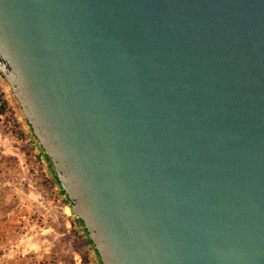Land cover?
Instances as JSON below:
<instances>
[{
  "label": "water",
  "instance_id": "water-1",
  "mask_svg": "<svg viewBox=\"0 0 264 264\" xmlns=\"http://www.w3.org/2000/svg\"><path fill=\"white\" fill-rule=\"evenodd\" d=\"M0 77L101 264H264V0H0Z\"/></svg>",
  "mask_w": 264,
  "mask_h": 264
},
{
  "label": "rangeland",
  "instance_id": "rangeland-1",
  "mask_svg": "<svg viewBox=\"0 0 264 264\" xmlns=\"http://www.w3.org/2000/svg\"><path fill=\"white\" fill-rule=\"evenodd\" d=\"M41 151L0 77V264H90L93 244Z\"/></svg>",
  "mask_w": 264,
  "mask_h": 264
},
{
  "label": "built area",
  "instance_id": "built-area-1",
  "mask_svg": "<svg viewBox=\"0 0 264 264\" xmlns=\"http://www.w3.org/2000/svg\"><path fill=\"white\" fill-rule=\"evenodd\" d=\"M80 227L85 232V234H87L86 230L84 229V227L81 224H80ZM86 255H87L86 258L88 259V261L89 260L91 261L90 264H101L100 261L97 262L98 254H97L94 246H92V250L90 252H88V254H86Z\"/></svg>",
  "mask_w": 264,
  "mask_h": 264
},
{
  "label": "trees",
  "instance_id": "trees-1",
  "mask_svg": "<svg viewBox=\"0 0 264 264\" xmlns=\"http://www.w3.org/2000/svg\"><path fill=\"white\" fill-rule=\"evenodd\" d=\"M17 106H18V104H17ZM18 109L20 110V108H19V106H18ZM24 121H25V124H26V126H27V128L29 129V132H30V134H31V136L34 138V136L32 135V132H31V128H30V126L28 125V123H27V121L25 120V118H24ZM42 152V151H41ZM44 156L46 157V159H48L47 158V156L44 154ZM49 161V160H48ZM56 182H57V180H56ZM57 184H58V182H57ZM59 185V184H58ZM59 190H60V193L61 194H63L64 195V192L60 189V187H59ZM65 196V195H64ZM66 197V196H65ZM67 199V198H66ZM79 222H80V224L84 227V225H83V223L80 221V220H78ZM84 229H85V227H84ZM86 230V229H85ZM87 232V231H86Z\"/></svg>",
  "mask_w": 264,
  "mask_h": 264
}]
</instances>
